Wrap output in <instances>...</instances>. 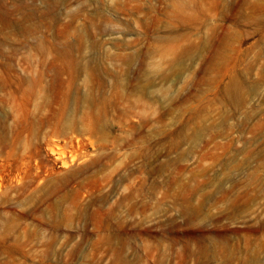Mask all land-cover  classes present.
<instances>
[{"label":"rangeland","instance_id":"rangeland-1","mask_svg":"<svg viewBox=\"0 0 264 264\" xmlns=\"http://www.w3.org/2000/svg\"><path fill=\"white\" fill-rule=\"evenodd\" d=\"M0 264H264V0H0Z\"/></svg>","mask_w":264,"mask_h":264}]
</instances>
